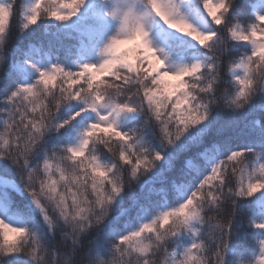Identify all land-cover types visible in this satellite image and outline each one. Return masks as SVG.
<instances>
[{
    "label": "snow or ice",
    "instance_id": "obj_1",
    "mask_svg": "<svg viewBox=\"0 0 264 264\" xmlns=\"http://www.w3.org/2000/svg\"><path fill=\"white\" fill-rule=\"evenodd\" d=\"M0 264H264V0H0Z\"/></svg>",
    "mask_w": 264,
    "mask_h": 264
},
{
    "label": "trees",
    "instance_id": "obj_2",
    "mask_svg": "<svg viewBox=\"0 0 264 264\" xmlns=\"http://www.w3.org/2000/svg\"><path fill=\"white\" fill-rule=\"evenodd\" d=\"M13 24H15V21H13ZM13 31H15V29Z\"/></svg>",
    "mask_w": 264,
    "mask_h": 264
}]
</instances>
